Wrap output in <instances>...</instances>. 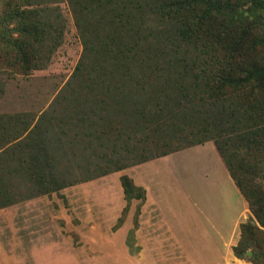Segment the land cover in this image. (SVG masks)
Wrapping results in <instances>:
<instances>
[{
	"label": "trees",
	"instance_id": "1",
	"mask_svg": "<svg viewBox=\"0 0 264 264\" xmlns=\"http://www.w3.org/2000/svg\"><path fill=\"white\" fill-rule=\"evenodd\" d=\"M62 1L0 0V76L46 68L66 28ZM64 1L81 35L80 61L36 121L0 117V158L18 153L27 179L64 188L213 141L254 215L235 254L264 264V203L246 192L264 177V0ZM68 134L65 151L49 150L51 137L61 147ZM66 143L105 153L72 175L62 162L78 152ZM121 183L128 201L145 199L133 179Z\"/></svg>",
	"mask_w": 264,
	"mask_h": 264
},
{
	"label": "rangeland",
	"instance_id": "2",
	"mask_svg": "<svg viewBox=\"0 0 264 264\" xmlns=\"http://www.w3.org/2000/svg\"><path fill=\"white\" fill-rule=\"evenodd\" d=\"M59 7L67 19L61 45L46 68L29 75L6 72L0 76L4 84L0 117L27 114L36 121L78 65L83 52L81 35L69 4L63 0ZM1 11L0 5V15ZM97 52L99 59L105 56ZM59 108L55 110L65 114ZM57 126L51 127V134L58 131ZM68 137L64 135L61 147L51 137L49 150L65 151ZM72 146L76 144H69L66 150L77 149V158H69L61 166L69 167L72 175L84 172L88 163L99 161L105 153L100 149L87 155ZM24 151V159H33L30 148ZM22 169L18 153L0 158V238L19 264H38L44 259L50 264H195L173 243L189 247L199 242L202 248L207 237L201 234L209 228L208 217L218 216L226 218L229 226L243 221L240 241L241 225L254 216L243 193L247 204L243 218V199L225 181V168L213 141L64 188L52 184L42 188L27 179ZM148 171L151 186L161 196L167 226L155 210L145 211L146 197L131 201L125 197L121 177L126 175L140 186ZM254 190L259 197L255 199L263 204L264 177L247 183L246 192ZM258 237L264 238V234L260 232ZM239 241L230 248L227 264L248 262L235 254Z\"/></svg>",
	"mask_w": 264,
	"mask_h": 264
},
{
	"label": "crops",
	"instance_id": "3",
	"mask_svg": "<svg viewBox=\"0 0 264 264\" xmlns=\"http://www.w3.org/2000/svg\"><path fill=\"white\" fill-rule=\"evenodd\" d=\"M220 159L225 168V181L230 182L232 186H235L237 188V193L243 199V207H244L243 218H244L247 209L245 197L242 195L241 191L235 184L229 170L227 169L221 157ZM149 173L150 171H148L146 178L144 177L145 180L142 181L140 185L146 191L144 209L145 211L155 210V213L160 216L161 218L160 220L163 219L164 221L163 223H165V218H164L165 212H164V208L161 205V196L159 192H156L151 186ZM160 182L161 181H159L158 184H160ZM207 222L209 223V228H204V233L201 234L207 237L206 243L205 245L202 246V248L198 246L199 242H197L196 244H192L189 247L186 245H184L183 247V245L179 243L177 244L173 243V245H177V247L180 250H182V252L186 253L190 261L195 262V264H227L228 261L230 260V254H229L230 248L235 246L233 245L234 242L237 243L239 241L240 224L243 221L238 220L234 224H230L229 226L228 224L227 225L225 224V222L227 223L226 218L218 216L211 218L208 217ZM145 250L146 249L143 248V251ZM0 264H19L15 256L10 254V251L7 250L1 238H0ZM38 264H50V263L44 259V261H40Z\"/></svg>",
	"mask_w": 264,
	"mask_h": 264
},
{
	"label": "built area",
	"instance_id": "4",
	"mask_svg": "<svg viewBox=\"0 0 264 264\" xmlns=\"http://www.w3.org/2000/svg\"><path fill=\"white\" fill-rule=\"evenodd\" d=\"M231 264H236L235 262L231 263ZM240 264H252L251 262H246V261H243L241 262Z\"/></svg>",
	"mask_w": 264,
	"mask_h": 264
},
{
	"label": "water",
	"instance_id": "5",
	"mask_svg": "<svg viewBox=\"0 0 264 264\" xmlns=\"http://www.w3.org/2000/svg\"><path fill=\"white\" fill-rule=\"evenodd\" d=\"M247 254L252 256L253 252L249 251V252H247Z\"/></svg>",
	"mask_w": 264,
	"mask_h": 264
}]
</instances>
